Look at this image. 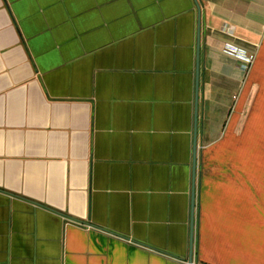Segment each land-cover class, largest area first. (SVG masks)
Wrapping results in <instances>:
<instances>
[{
	"label": "crops",
	"instance_id": "crops-1",
	"mask_svg": "<svg viewBox=\"0 0 264 264\" xmlns=\"http://www.w3.org/2000/svg\"><path fill=\"white\" fill-rule=\"evenodd\" d=\"M188 258L264 264V0H0V264Z\"/></svg>",
	"mask_w": 264,
	"mask_h": 264
},
{
	"label": "built area",
	"instance_id": "built-area-1",
	"mask_svg": "<svg viewBox=\"0 0 264 264\" xmlns=\"http://www.w3.org/2000/svg\"><path fill=\"white\" fill-rule=\"evenodd\" d=\"M223 32L229 34L230 29L228 27H225L223 29ZM221 52L224 55L233 57L234 59L238 60L240 62V68L242 71L247 70V68L251 65L254 59V55L252 53L246 52L244 49L239 48L230 43L223 44Z\"/></svg>",
	"mask_w": 264,
	"mask_h": 264
},
{
	"label": "water",
	"instance_id": "water-1",
	"mask_svg": "<svg viewBox=\"0 0 264 264\" xmlns=\"http://www.w3.org/2000/svg\"><path fill=\"white\" fill-rule=\"evenodd\" d=\"M190 263H191L190 258H188L187 259V264H190Z\"/></svg>",
	"mask_w": 264,
	"mask_h": 264
}]
</instances>
